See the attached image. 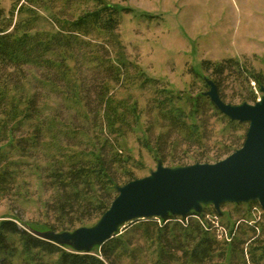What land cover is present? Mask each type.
Wrapping results in <instances>:
<instances>
[{"label":"trees","instance_id":"trees-1","mask_svg":"<svg viewBox=\"0 0 264 264\" xmlns=\"http://www.w3.org/2000/svg\"><path fill=\"white\" fill-rule=\"evenodd\" d=\"M12 2L9 12L0 9V143L7 141L10 148L23 151L22 145L11 134L23 124L31 128L24 139L26 143L38 146L39 140L45 138L42 143L46 148L47 163L43 184L52 190L49 201L45 202V210L46 214H52L54 223H44L38 229L19 217L1 219L0 264H124L125 259L133 260L132 241L118 233L90 252H77L35 234L47 230L72 231L80 226L94 225L115 197L118 184L100 147L95 145L90 150L75 151L56 140L59 118L56 115L42 117L35 93L28 89L26 70H38V78L45 85L58 87L57 82H63L72 91L70 97L65 94L67 101L81 106L87 114L83 81L85 74H90V81L98 80L100 86L94 93L99 106L94 111L92 123L96 126L99 122L108 134L122 135L123 127L129 124L128 115L134 114L135 107L131 108L125 100L117 99L110 93V88L112 83L131 80L130 69L135 66L122 60V45L116 32L118 9L101 0H86L92 2L91 8L85 7L78 13L69 14L70 4L75 0ZM201 67L210 68L216 76L227 68H235L247 86L246 96L241 97V101H256L250 82L253 81L259 89L262 75L249 73L232 59L215 63L203 61ZM99 74L105 76L100 78ZM137 74L143 77L142 73ZM212 81L219 96L223 97L219 93V81ZM143 82L153 83L154 80L143 77ZM205 86L208 87L206 82ZM161 93V97H165L157 99L155 105L162 118L167 119L168 130L175 129L199 141L202 124H189L185 111L173 104L175 99L171 91L163 88ZM189 99L195 116L206 107L226 119L229 127L242 125L219 112L208 96L200 93ZM84 118L88 119V115ZM66 127L68 133H75ZM244 137L245 133L242 141ZM107 139L104 138L102 146ZM232 150L228 146L223 153L228 154ZM115 154L118 155V151ZM221 157L217 156L216 161ZM11 163L7 152L0 149V180L7 181V175H11L6 169ZM255 204L257 202L249 203L251 206ZM207 207L204 206L201 213L191 212L186 217L159 218L160 225L156 219L147 218L132 231L139 230L142 238L153 246V264H264L263 229L256 235L259 230L257 223L251 227L246 225L252 232L251 236L244 238L242 233L241 237L232 235L230 241L220 240L218 227L213 226V219L206 215ZM211 211L217 217L222 216L213 208ZM93 218L96 219L94 223H85ZM243 219L246 220L245 217Z\"/></svg>","mask_w":264,"mask_h":264},{"label":"rangeland","instance_id":"rangeland-1","mask_svg":"<svg viewBox=\"0 0 264 264\" xmlns=\"http://www.w3.org/2000/svg\"><path fill=\"white\" fill-rule=\"evenodd\" d=\"M101 1L118 9L116 32L122 45V60L135 66L130 69L131 80L112 83L110 93L125 100L127 106H134L135 115H128L129 124L123 127L122 135L108 134L99 122L96 126L92 123L94 111L99 106L94 99V93L100 87L98 80L90 81L88 73L84 76L85 93H82L87 97V114L81 106L67 101L66 95L70 97L72 91L63 82L58 81V87L45 85L39 79L38 70L28 69V89L35 93L42 117L56 115L59 118L56 140L75 151L90 150L95 145L100 147L118 185L149 175L156 168L157 160L168 167L212 163L216 162L217 156L222 155L223 159L238 148L248 127L246 122L229 127L226 119L206 107L195 116L188 100L208 90L205 78L219 81V93L226 103L240 104L241 97L246 96L247 86L234 66L216 76L210 68L202 69L203 61H237L249 73L262 75L264 86V0ZM12 4V0H0V9L7 13ZM91 6L92 2L75 0L70 4L69 14ZM137 72L154 82L144 83ZM250 85L257 100L261 92L253 81ZM163 88L171 91L175 99L173 104L185 111L189 124H202L199 141L175 129L168 130L167 119L162 118L155 105L157 99L165 97H161ZM85 114L88 119L84 118ZM66 126L75 133H68ZM30 132L28 124H23L11 133L23 151L10 148L7 141L0 143V149L7 152L8 161L12 162L6 168L11 175H7V181L0 180V220L19 217L40 229L44 223H54L52 214H46L45 210V202L49 201L52 190L43 184L47 163L46 148L42 143L45 138L39 140L38 146H31L24 141ZM104 138L108 139L102 146ZM228 146L234 150L224 154ZM212 208H206V215L214 221V224L210 223L224 227L228 235L241 237L243 233L247 238L252 235L247 226L257 223L256 235L263 229L264 238V212L258 204L224 203L220 206L221 217L215 216ZM142 220L126 223L118 232L133 243L134 258L125 259L124 264H153V246L142 238L139 230L132 231ZM95 221L93 218L85 223ZM217 237L224 238L219 234Z\"/></svg>","mask_w":264,"mask_h":264},{"label":"water","instance_id":"water-1","mask_svg":"<svg viewBox=\"0 0 264 264\" xmlns=\"http://www.w3.org/2000/svg\"><path fill=\"white\" fill-rule=\"evenodd\" d=\"M212 104L232 121L248 124L243 143L223 159L168 167L157 160L149 175L116 186L109 207L92 226L72 231L35 232L45 240L90 252L118 233L126 223L168 216L186 217L212 206L220 213L224 203L257 202L264 212V86L254 103L230 104L218 94L215 83L205 78Z\"/></svg>","mask_w":264,"mask_h":264},{"label":"built area","instance_id":"built-area-1","mask_svg":"<svg viewBox=\"0 0 264 264\" xmlns=\"http://www.w3.org/2000/svg\"><path fill=\"white\" fill-rule=\"evenodd\" d=\"M154 219L157 220V222L159 223L160 222V219L159 217H153ZM216 226L218 227V230H219V237H224L223 239H226L227 241H230L231 238H232V235H228V232L225 228H222L220 227L218 224H216Z\"/></svg>","mask_w":264,"mask_h":264}]
</instances>
